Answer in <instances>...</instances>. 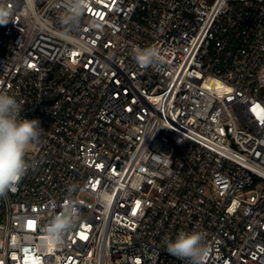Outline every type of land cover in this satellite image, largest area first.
I'll return each instance as SVG.
<instances>
[{"label": "built area", "instance_id": "2783aa9c", "mask_svg": "<svg viewBox=\"0 0 264 264\" xmlns=\"http://www.w3.org/2000/svg\"><path fill=\"white\" fill-rule=\"evenodd\" d=\"M3 2L0 91L44 132L0 197V264H185L180 231L204 264H264V0H90L71 42L65 0Z\"/></svg>", "mask_w": 264, "mask_h": 264}, {"label": "clouds", "instance_id": "9594fccd", "mask_svg": "<svg viewBox=\"0 0 264 264\" xmlns=\"http://www.w3.org/2000/svg\"><path fill=\"white\" fill-rule=\"evenodd\" d=\"M89 2L90 0H65L66 11L59 17L63 30L55 35L62 40L73 41L74 31L78 28ZM10 17L11 11L3 0H0V25H7L11 21ZM135 60L146 68L157 67L162 62L160 49L152 46L138 49ZM21 111L22 106L15 96L0 91V197H5L9 191H16L17 184L29 168L26 159L29 149L39 143L44 132L38 119L21 117ZM75 190V185L68 186V202L62 212L51 218L46 228V233L53 243H59L77 222L78 209L71 200ZM204 240L202 232L180 231L174 239H165L163 245L170 255L185 264H204L209 254Z\"/></svg>", "mask_w": 264, "mask_h": 264}, {"label": "snow or ice", "instance_id": "6c2138e0", "mask_svg": "<svg viewBox=\"0 0 264 264\" xmlns=\"http://www.w3.org/2000/svg\"><path fill=\"white\" fill-rule=\"evenodd\" d=\"M255 111V109H254ZM137 206H139V202L137 203ZM33 222L32 221H29V224L31 225Z\"/></svg>", "mask_w": 264, "mask_h": 264}]
</instances>
